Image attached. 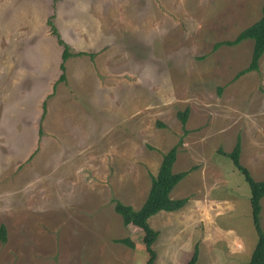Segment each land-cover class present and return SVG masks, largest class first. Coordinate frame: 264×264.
Masks as SVG:
<instances>
[{
	"label": "rangeland",
	"instance_id": "1",
	"mask_svg": "<svg viewBox=\"0 0 264 264\" xmlns=\"http://www.w3.org/2000/svg\"><path fill=\"white\" fill-rule=\"evenodd\" d=\"M261 3L0 0V264H145L140 228L113 203L140 206L172 145L171 172L186 175L168 196L186 202L147 218L153 264H187L194 248L193 264H247L249 189L221 152L238 140L239 163L263 177L264 52L236 75L252 41L213 46Z\"/></svg>",
	"mask_w": 264,
	"mask_h": 264
},
{
	"label": "trees",
	"instance_id": "2",
	"mask_svg": "<svg viewBox=\"0 0 264 264\" xmlns=\"http://www.w3.org/2000/svg\"><path fill=\"white\" fill-rule=\"evenodd\" d=\"M244 39H250L252 41L250 60L247 66L236 73V75L243 74L248 71L256 70L258 59L264 52V0H262L260 6V16L253 22L251 25L247 26L240 32H238L234 39L226 40L222 43L214 44V48L218 47L221 44L232 46L238 44ZM60 42V40H59ZM61 43V42H60ZM70 54L66 50L64 45L61 52V62L60 70L63 71L62 63ZM64 80V74L59 75L58 81ZM44 105V102L42 106ZM45 108H42V114L40 119L43 117ZM178 120L181 125L186 121L187 109L177 112ZM182 133L184 134L186 130L183 128ZM39 132V131H37ZM180 141L177 140L176 144H179ZM239 142L236 140L235 145L232 146L229 153L221 152L230 158L233 166L242 174L244 181L246 182L249 189V206L251 213V220L254 227V230L257 235L256 242L254 244L253 250L249 256L247 264H264V229H260L258 219L260 204L259 200L264 196V174L263 177L255 181L251 178L249 172L245 167H243L238 160ZM175 146H169L165 152H163L159 165L155 174L150 176V182L148 191L145 195L144 200L137 208H133L129 204L122 203L119 200H115L113 203V209L120 215L121 220L124 224H133L138 226L141 230V241L143 243L144 250L147 254L145 264H153V259L155 257V251L152 248L151 244L157 237L158 231L152 228L147 221V218L157 212L158 210L174 211L182 207L186 199H171L168 194L172 187L186 175V171H181L177 173L171 172V165L175 160ZM4 226L0 223V241H4ZM118 242H123L128 245H132V240L127 237H122L116 239ZM196 259V248H194L190 258L187 261V264H193Z\"/></svg>",
	"mask_w": 264,
	"mask_h": 264
},
{
	"label": "crops",
	"instance_id": "3",
	"mask_svg": "<svg viewBox=\"0 0 264 264\" xmlns=\"http://www.w3.org/2000/svg\"><path fill=\"white\" fill-rule=\"evenodd\" d=\"M44 107H45V103H44ZM44 113H45V112H44ZM43 116H44V114H43ZM42 118H43V117H42ZM42 118H41V119L39 118V120L41 121V120H42ZM40 121H39V122H40Z\"/></svg>",
	"mask_w": 264,
	"mask_h": 264
}]
</instances>
